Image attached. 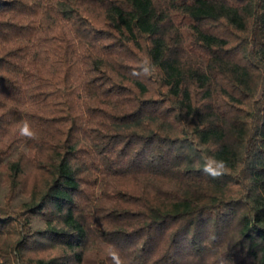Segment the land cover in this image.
I'll use <instances>...</instances> for the list:
<instances>
[{
    "label": "trees",
    "instance_id": "trees-1",
    "mask_svg": "<svg viewBox=\"0 0 264 264\" xmlns=\"http://www.w3.org/2000/svg\"><path fill=\"white\" fill-rule=\"evenodd\" d=\"M0 174V264H264V0H0Z\"/></svg>",
    "mask_w": 264,
    "mask_h": 264
},
{
    "label": "rangeland",
    "instance_id": "rangeland-1",
    "mask_svg": "<svg viewBox=\"0 0 264 264\" xmlns=\"http://www.w3.org/2000/svg\"><path fill=\"white\" fill-rule=\"evenodd\" d=\"M19 150H22L24 152V157L26 159L27 164L30 165V167L33 168V164L31 162L32 159V150H28L26 149L24 146L20 147ZM1 174H0V204L3 203V196L5 194V189L3 188V186L1 185ZM38 180H41V176L38 177ZM32 186V181L28 180V182H24L21 187H20V191L21 193L19 194V198H26L29 194L28 190L31 188Z\"/></svg>",
    "mask_w": 264,
    "mask_h": 264
},
{
    "label": "clouds",
    "instance_id": "clouds-1",
    "mask_svg": "<svg viewBox=\"0 0 264 264\" xmlns=\"http://www.w3.org/2000/svg\"><path fill=\"white\" fill-rule=\"evenodd\" d=\"M24 131L27 133L29 138H32L33 134L28 132L27 126L25 127ZM214 165V167H213ZM226 165L224 161H215L213 160L208 165L204 167V171L212 176L213 178H217L222 175L223 170L225 169Z\"/></svg>",
    "mask_w": 264,
    "mask_h": 264
}]
</instances>
